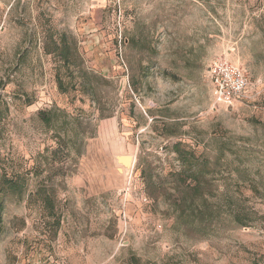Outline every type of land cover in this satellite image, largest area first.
<instances>
[{
  "label": "rangeland",
  "instance_id": "374dc122",
  "mask_svg": "<svg viewBox=\"0 0 264 264\" xmlns=\"http://www.w3.org/2000/svg\"><path fill=\"white\" fill-rule=\"evenodd\" d=\"M0 203V264H264V0H0Z\"/></svg>",
  "mask_w": 264,
  "mask_h": 264
},
{
  "label": "built area",
  "instance_id": "2783aa9c",
  "mask_svg": "<svg viewBox=\"0 0 264 264\" xmlns=\"http://www.w3.org/2000/svg\"><path fill=\"white\" fill-rule=\"evenodd\" d=\"M208 73L212 84L213 104L225 108L233 105L249 84L245 70L225 58L214 60Z\"/></svg>",
  "mask_w": 264,
  "mask_h": 264
},
{
  "label": "trees",
  "instance_id": "16d2710c",
  "mask_svg": "<svg viewBox=\"0 0 264 264\" xmlns=\"http://www.w3.org/2000/svg\"><path fill=\"white\" fill-rule=\"evenodd\" d=\"M60 87H62L60 85ZM40 116H41V119L43 120V122L47 123V124H50L51 123V117L45 115L44 113H41L40 112ZM3 181H2V186L3 185H11V186H14L13 188L16 189L15 187L18 185L17 184V180L15 182V178H13V176H7L6 174L3 175ZM5 187V186H4ZM1 209H2V205L0 203V224H1ZM52 209V208H51Z\"/></svg>",
  "mask_w": 264,
  "mask_h": 264
},
{
  "label": "water",
  "instance_id": "95a60500",
  "mask_svg": "<svg viewBox=\"0 0 264 264\" xmlns=\"http://www.w3.org/2000/svg\"><path fill=\"white\" fill-rule=\"evenodd\" d=\"M115 159L120 165L124 166L126 169H128L130 171V169L133 165V161H134V158L132 155H130V154H117L115 156ZM116 169L118 172H122V169L119 166H117Z\"/></svg>",
  "mask_w": 264,
  "mask_h": 264
},
{
  "label": "bare ground",
  "instance_id": "6f19581e",
  "mask_svg": "<svg viewBox=\"0 0 264 264\" xmlns=\"http://www.w3.org/2000/svg\"><path fill=\"white\" fill-rule=\"evenodd\" d=\"M126 173H127V175H128V173H129V170H128V169H127Z\"/></svg>",
  "mask_w": 264,
  "mask_h": 264
}]
</instances>
